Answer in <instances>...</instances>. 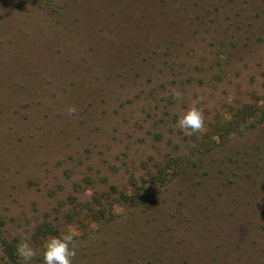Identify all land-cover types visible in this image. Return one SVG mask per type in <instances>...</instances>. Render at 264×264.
Returning a JSON list of instances; mask_svg holds the SVG:
<instances>
[{
	"label": "rangeland",
	"instance_id": "1",
	"mask_svg": "<svg viewBox=\"0 0 264 264\" xmlns=\"http://www.w3.org/2000/svg\"><path fill=\"white\" fill-rule=\"evenodd\" d=\"M42 229L74 264H264V0H0V260Z\"/></svg>",
	"mask_w": 264,
	"mask_h": 264
},
{
	"label": "clouds",
	"instance_id": "2",
	"mask_svg": "<svg viewBox=\"0 0 264 264\" xmlns=\"http://www.w3.org/2000/svg\"><path fill=\"white\" fill-rule=\"evenodd\" d=\"M177 93L176 97L179 98ZM176 126L183 134L194 136L200 133L205 127V116L200 107L198 100H194L192 106L186 109L184 114L176 121ZM76 233L75 230L68 231L56 236L49 237L42 245L43 264H74L77 249L75 248ZM17 257L22 264H33L37 258L38 250L33 247L27 238L21 239L16 243L15 247ZM7 257L0 260V264H5Z\"/></svg>",
	"mask_w": 264,
	"mask_h": 264
},
{
	"label": "trees",
	"instance_id": "3",
	"mask_svg": "<svg viewBox=\"0 0 264 264\" xmlns=\"http://www.w3.org/2000/svg\"><path fill=\"white\" fill-rule=\"evenodd\" d=\"M252 113V112H251ZM247 113L246 112H242V113H238L237 114V116H245ZM257 114L255 113V115L254 116H256ZM227 125H229V126H232V123H228ZM167 179V178H166ZM165 182H167V181H165ZM162 183H164V182H162ZM40 232V234L38 235L39 236V238H40V236L42 235V236H46V235H48V234H51V235H56L57 233L55 232H53V231H51L50 229H47V230H43L42 229V231H39ZM9 249H10V251L11 252H14V250H15V247L14 246H9Z\"/></svg>",
	"mask_w": 264,
	"mask_h": 264
}]
</instances>
